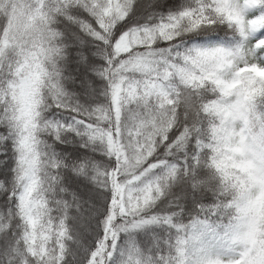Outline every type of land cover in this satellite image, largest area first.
<instances>
[{
    "label": "snow or ice",
    "instance_id": "obj_1",
    "mask_svg": "<svg viewBox=\"0 0 264 264\" xmlns=\"http://www.w3.org/2000/svg\"><path fill=\"white\" fill-rule=\"evenodd\" d=\"M0 264H264V0H0Z\"/></svg>",
    "mask_w": 264,
    "mask_h": 264
},
{
    "label": "trees",
    "instance_id": "obj_2",
    "mask_svg": "<svg viewBox=\"0 0 264 264\" xmlns=\"http://www.w3.org/2000/svg\"><path fill=\"white\" fill-rule=\"evenodd\" d=\"M192 216L194 217L195 216V213H192ZM200 219H203V216L201 215ZM184 223H190L191 222V219L188 215H185L184 217V220H183Z\"/></svg>",
    "mask_w": 264,
    "mask_h": 264
}]
</instances>
